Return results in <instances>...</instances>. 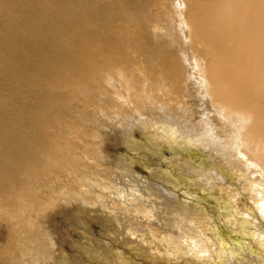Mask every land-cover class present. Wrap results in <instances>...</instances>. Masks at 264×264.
I'll return each instance as SVG.
<instances>
[{
    "label": "bare ground",
    "instance_id": "obj_1",
    "mask_svg": "<svg viewBox=\"0 0 264 264\" xmlns=\"http://www.w3.org/2000/svg\"><path fill=\"white\" fill-rule=\"evenodd\" d=\"M189 67L194 71V81L198 80L196 91L204 95L205 105L210 104L215 113L206 111L201 119L202 131L212 126L214 117L228 123L231 130L227 133L233 139V148L242 156V161L235 160L239 155L230 160L219 145L217 137L222 136L219 133L208 130L206 135H199L209 147L208 154L223 161L222 165L229 171L221 175L216 171L215 179L207 178L205 184L214 181L220 186L236 175L241 182L239 185L249 195L264 197V193L257 192L258 189L264 191V0H0L2 264H51L52 260L60 264L62 254L58 256L55 249L62 250L73 243L67 238L62 245L61 236L67 237V234L61 233L60 224L52 222L57 216L63 218L64 214L72 218L68 206L76 203L70 201V205H65L60 201L61 212L53 207L39 208L36 203L41 200L31 191L37 188L47 194L40 183L43 174V181H50L52 186L61 187L60 193H66L64 186L70 184L69 180L66 179L65 184L58 182L53 174L44 171L54 160L55 153L69 157L74 164L69 171L79 177L83 168L80 163L87 169L93 153L102 152V145L107 147V141L92 143L83 134L78 136L79 141L68 138L70 142H65L66 124L74 123V127H78L82 112L90 119L81 102L90 99L91 88H104L106 79L111 80L115 75L131 81L136 74L149 80L153 77L157 84L165 85L166 89L163 85L160 87L171 95L194 96V91L184 90L182 85L189 75ZM115 94L119 92L115 90ZM197 105L198 101L194 108ZM200 107L206 109V106ZM107 126L109 123L87 129L98 131L99 135H126L119 129H116L117 134H110L105 130ZM175 129L178 131L180 127ZM113 142L117 145L118 141ZM93 144L98 150L94 147L84 150ZM227 148L231 155L232 148ZM220 167L218 162L215 168ZM58 177L63 179V175ZM192 187L198 191L194 185ZM229 187L233 192L228 191L225 197L239 199L233 185ZM220 189L216 188L215 192ZM156 195V199H148V203L161 208L151 206L145 210L144 200L139 205L144 209L140 210V215L150 219L158 209L162 211V222L170 213L164 207L173 211L178 206L162 197L169 202L166 206ZM198 196L210 200L212 206L218 199ZM238 220L239 228L249 235L245 244L254 243L257 253L263 257L256 261L264 264V231L260 227L263 221L255 224L244 218ZM32 222L33 228L27 227L34 233L38 231V224L50 223L52 228L46 229V234L55 237V242L43 244L38 257L28 258V249L37 252L30 239L38 236H31L29 241L25 233L26 225ZM144 226L143 222L131 224L134 231L130 235L137 237ZM210 229L214 232L212 237L195 235L189 253L179 252L187 256L188 264L207 263L201 259L222 255L226 259L233 258L234 262L238 257L236 254L233 257V252L226 253L228 248L212 223ZM247 250L251 254L253 247Z\"/></svg>",
    "mask_w": 264,
    "mask_h": 264
},
{
    "label": "rangeland",
    "instance_id": "obj_2",
    "mask_svg": "<svg viewBox=\"0 0 264 264\" xmlns=\"http://www.w3.org/2000/svg\"><path fill=\"white\" fill-rule=\"evenodd\" d=\"M188 71L189 75L182 85L184 90L194 91V96L171 95L164 91L165 85L157 84L151 76L149 80L145 76L135 74L131 81L117 75L111 80L107 78L104 88H91L90 99L80 103L89 112L90 119L82 112L81 120L76 124L78 127H74V123L65 125L67 144L70 142L68 138L79 141L78 136L83 134L85 139L92 143L107 141V147L102 145V152L95 154L92 152L93 157L91 156L92 159L89 157L87 169L83 163H80V168H83L80 169L79 177L73 175L72 170L69 171L70 166L74 165L70 163V158L55 153L54 160L48 167H44V171L53 174L54 180L58 182L64 183L66 179L69 180L70 184L64 183L66 193H60L61 187L52 186L50 181H43V174L40 183L47 194H42L37 188L31 191L34 197H39L38 200H41V203H36L40 206L39 208L53 207L61 212L60 201L65 205H70V201L76 203L68 206L71 209L72 218L62 214L63 218L57 216L52 222L60 224L61 233L67 234V237L61 236V243L67 238H71L73 242L65 249H55L58 256L62 254L60 258L63 262L60 264H188L185 260L187 256L179 252L184 250L185 254L189 253L195 235L204 234L212 237L214 232L210 229L211 223L218 234L221 233V239L228 248L226 253L233 252V257L235 254L238 257H235L234 262L233 258L226 259L225 255L218 258H202L201 260H207V263L203 264H260L256 260H263L260 256L262 254L257 253L258 250L254 248V243L245 244L244 240L248 239L249 235L239 228L238 218H244L255 224L262 221L264 223V197L256 198L252 193L250 196L239 185L241 182L237 180L236 175L228 183H220V186L214 181L205 184L207 178L215 179L216 171L220 175L222 172L229 174V171L222 165L223 161L208 154L209 147L199 135H206L208 130L219 133L223 138L221 136V139L218 137L217 139L224 154L230 160H233L232 156L239 155L235 159L237 161H242V156L233 148V139L227 133L231 130L228 123L214 117L212 126L205 127L202 131L201 119H204L206 111L215 113L210 104L205 105L204 95L196 91L198 80L194 81L193 69L189 67ZM161 85L165 89L161 88ZM115 90L119 94H115ZM145 92L146 95L143 96ZM197 101L199 105L194 108ZM201 105L206 106V109L200 107ZM110 113L113 115L108 116ZM106 123L110 126L105 127V130L110 134H117L116 129H119L125 131L126 135H99L98 131L89 129L106 126ZM176 126L180 127L178 131L175 129ZM114 140L118 141L117 145L111 143ZM227 146L232 148L231 155ZM89 147L98 150L96 144L84 150L87 151ZM218 162L221 167L215 168ZM62 175L63 179H60L58 176ZM192 185L198 189L197 192L193 190ZM230 185H233L239 199L225 197L228 191L233 192ZM216 188L221 189L215 192ZM257 192L264 193L262 189H258ZM155 194H157L156 197H160L159 200L163 201L162 197L169 198L178 206L173 211L169 207H164L170 213L162 222H160L162 211L158 209L150 215V219L140 215L143 207L139 205L144 200L146 201L143 203L145 210H149L151 206L161 208L157 204L148 203L150 199H156ZM107 195L109 196L106 197ZM198 195L218 199L212 206L210 200H205ZM74 196L79 199L76 200ZM54 202L58 207L53 205ZM163 202L166 206L169 203L167 200ZM35 212L32 213L34 216ZM70 219L74 221L71 222ZM231 220L234 224L230 223ZM33 222L26 227L30 226L32 229ZM137 222H143L145 226L135 237L130 235V232L134 231L130 225ZM152 222L155 223L154 227L151 226ZM48 224L50 226L44 222L38 224L36 233L28 227L25 229V233L28 234L26 239L38 236V238L30 239L33 240L37 252L28 249L26 252L28 258L38 257L44 247L43 244L55 242V237L46 234V229L52 228L51 224ZM260 227L261 231H264V224ZM30 246L33 247L32 244ZM252 247L251 255L247 249ZM213 254L216 253L213 252ZM2 263L3 261L0 260V264ZM55 263L56 261L52 260L51 264Z\"/></svg>",
    "mask_w": 264,
    "mask_h": 264
}]
</instances>
